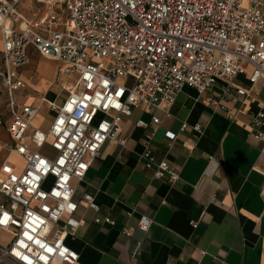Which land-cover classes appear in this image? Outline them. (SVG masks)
Instances as JSON below:
<instances>
[{"label":"built area","instance_id":"1","mask_svg":"<svg viewBox=\"0 0 264 264\" xmlns=\"http://www.w3.org/2000/svg\"><path fill=\"white\" fill-rule=\"evenodd\" d=\"M24 1L0 0V79L11 117L6 131L10 152L24 162L21 171L7 159L0 165V233L8 235L0 264H76L78 254L64 244L80 226L73 218V180H83L107 141L123 146L121 123L134 109L158 125L153 112L169 117L184 87L206 94L205 104L217 110L224 107L211 96L216 89L256 102L249 132L264 156V100L256 88L264 89V0H31L45 10L29 16L21 10ZM29 48L62 67L64 99L48 103L54 118L46 132L31 125L38 106L14 95L25 88L18 72L30 62ZM239 77L247 88L236 84ZM135 126L148 123L139 119ZM191 129L201 133L197 124ZM167 136L170 147L174 136ZM153 137H144L143 166L153 180L174 184L179 174L153 155ZM83 201L98 212L91 194ZM151 224L141 216L137 227L147 231Z\"/></svg>","mask_w":264,"mask_h":264},{"label":"crops","instance_id":"2","mask_svg":"<svg viewBox=\"0 0 264 264\" xmlns=\"http://www.w3.org/2000/svg\"><path fill=\"white\" fill-rule=\"evenodd\" d=\"M34 5L39 6L28 0V13L21 10L29 16L36 12ZM27 52L30 62L18 72L25 88L14 95L17 102L47 113L39 116L38 111L31 122L46 132L54 118L48 103L60 105L64 98L62 67L33 48ZM0 60L2 67L1 37ZM236 84L248 87L244 77ZM256 88L264 100V89ZM205 95L184 87L169 106V117L161 110L153 112L160 119L158 125L150 123V113L134 109L121 123L123 146L107 141L83 180H73L77 203L73 218L80 226L64 244L78 254L76 264H264V201L259 195L264 156L262 144L249 132L250 114L259 106L216 89L211 96L224 107L217 110L205 104ZM38 116L41 123H34ZM10 118L0 79V165L7 159L21 171L22 158L10 152L13 145L6 131ZM139 119L148 127H136ZM182 124H187L184 130ZM196 124L200 134L191 129ZM148 133L154 134L151 151L156 159L178 172L176 183L153 180L144 168L139 156ZM167 134L174 136L170 147ZM84 194L94 197L98 212L86 206ZM141 216L152 222L147 231L137 227Z\"/></svg>","mask_w":264,"mask_h":264},{"label":"rangeland","instance_id":"3","mask_svg":"<svg viewBox=\"0 0 264 264\" xmlns=\"http://www.w3.org/2000/svg\"><path fill=\"white\" fill-rule=\"evenodd\" d=\"M27 4H28V0H25L22 4H20V7L26 13H28V11H29V7L27 6ZM34 8H35V10H40V11H42L43 9L45 10L44 7L36 6V5H34ZM0 68H1V60H0ZM57 80H59V77L57 78ZM39 116H45L46 117L47 113L44 110H41V111H39ZM39 116L34 119V123H38V121H40ZM39 123H41V121ZM15 164L17 166H21L22 165V161L21 160H17V161H15ZM5 242H6L5 237L0 233V244H4Z\"/></svg>","mask_w":264,"mask_h":264},{"label":"snow or ice","instance_id":"4","mask_svg":"<svg viewBox=\"0 0 264 264\" xmlns=\"http://www.w3.org/2000/svg\"><path fill=\"white\" fill-rule=\"evenodd\" d=\"M0 222H2V221H0Z\"/></svg>","mask_w":264,"mask_h":264}]
</instances>
